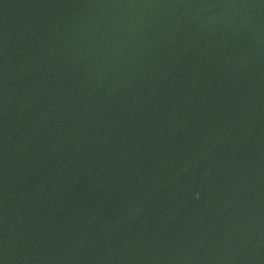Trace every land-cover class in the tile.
<instances>
[{
    "label": "water",
    "instance_id": "water-1",
    "mask_svg": "<svg viewBox=\"0 0 264 264\" xmlns=\"http://www.w3.org/2000/svg\"><path fill=\"white\" fill-rule=\"evenodd\" d=\"M0 264H264V0H0Z\"/></svg>",
    "mask_w": 264,
    "mask_h": 264
}]
</instances>
